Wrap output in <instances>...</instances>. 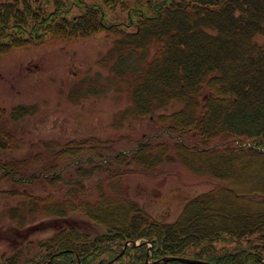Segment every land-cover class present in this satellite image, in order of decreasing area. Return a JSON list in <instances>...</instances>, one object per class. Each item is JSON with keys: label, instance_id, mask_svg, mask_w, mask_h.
<instances>
[{"label": "trees", "instance_id": "1", "mask_svg": "<svg viewBox=\"0 0 264 264\" xmlns=\"http://www.w3.org/2000/svg\"><path fill=\"white\" fill-rule=\"evenodd\" d=\"M102 32L112 38L99 60L104 70L88 75L79 91L125 99L115 123L124 129L146 120L145 133L126 146L124 134L16 135L9 123L36 108L0 110V174L11 184L3 193L21 197L10 208L20 217L0 225L12 249L0 264H189L154 263L172 255L260 264L264 186L240 182L235 166L254 164L256 150L264 154V0H0V53ZM22 145L29 151L19 159L3 154ZM207 159L203 175L213 186L174 222L125 194L134 176L159 182L180 176L177 163L199 168ZM231 200L247 210L226 219Z\"/></svg>", "mask_w": 264, "mask_h": 264}, {"label": "rangeland", "instance_id": "2", "mask_svg": "<svg viewBox=\"0 0 264 264\" xmlns=\"http://www.w3.org/2000/svg\"><path fill=\"white\" fill-rule=\"evenodd\" d=\"M111 42L112 38L102 32L70 43L13 47L1 52L0 110L9 115L15 106L36 108L34 113L9 123L10 130L16 135H38L61 140H80L88 137H98L102 140L115 136L114 134H124L120 142H123L124 146L125 139L135 140L143 135L146 120L128 123L124 129L120 128L122 122L115 123L117 113L128 105L125 99L118 102L112 93L108 96L84 97V93L79 91L88 75L103 72L104 68L99 60L108 52ZM177 107L173 104L168 111L162 113H169ZM28 151V146L22 145L3 154L19 159L21 154ZM252 156L254 164L248 162L247 166L241 169L235 166L241 173L238 180L251 186H264V159L258 161L259 158H264V154L261 156L256 150ZM210 164L209 159L199 168L177 163L172 167L179 166L180 176H169L159 182L142 175L134 176L125 184L124 191L132 201L155 218L163 222H174L190 200L209 191L213 186L208 184L209 178L203 175L207 173V166ZM6 189L11 190V184L3 180L0 174V225L4 224V228L11 217H20L16 212L12 216L10 208L18 205L21 199L20 196L12 197L3 193ZM224 209L223 216L226 219L232 211L239 213L240 217L241 213L247 210L242 204L232 200L224 204ZM40 219L45 220L46 216L41 214L38 220ZM236 221L234 218L224 222L230 224ZM219 222L221 220L217 219L208 224ZM51 233L47 230L42 235L48 236ZM11 251L9 242L0 238V258Z\"/></svg>", "mask_w": 264, "mask_h": 264}, {"label": "water", "instance_id": "3", "mask_svg": "<svg viewBox=\"0 0 264 264\" xmlns=\"http://www.w3.org/2000/svg\"><path fill=\"white\" fill-rule=\"evenodd\" d=\"M132 244L138 245L137 242H135V241H132ZM169 260H178V261H181L184 263H189V264H213L209 261H204V260H200V259H192V258L182 257V256H177V255L164 257L163 259L156 261V263L161 262V261H169ZM261 264H264V262H262Z\"/></svg>", "mask_w": 264, "mask_h": 264}]
</instances>
